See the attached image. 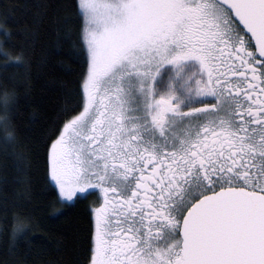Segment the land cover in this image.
<instances>
[{
	"label": "snow or ice",
	"instance_id": "1",
	"mask_svg": "<svg viewBox=\"0 0 264 264\" xmlns=\"http://www.w3.org/2000/svg\"><path fill=\"white\" fill-rule=\"evenodd\" d=\"M13 7L0 5V145L14 168L0 177V264L63 249L37 230L71 209L72 264H264V0H44L22 27ZM50 10L67 63L29 138L16 89L31 87V37Z\"/></svg>",
	"mask_w": 264,
	"mask_h": 264
},
{
	"label": "trees",
	"instance_id": "2",
	"mask_svg": "<svg viewBox=\"0 0 264 264\" xmlns=\"http://www.w3.org/2000/svg\"><path fill=\"white\" fill-rule=\"evenodd\" d=\"M44 0H0V5H12V13L20 17L23 26L24 21H31L36 9L30 10L27 6L42 3ZM52 3L54 0H47ZM54 12L49 11L44 20V26L35 31L31 37L35 41L30 48L32 69H31V87H17L16 91L20 97L22 105L21 115L18 117L20 134L24 137L38 138L45 126L47 118L51 117L59 103V86L63 78L62 66L67 63V58L59 54L57 41L52 33L51 21L54 19ZM20 43H24L21 37ZM2 59V58H0ZM18 80L22 77H16ZM25 99L28 100L25 103ZM14 173L13 159L5 154V149L0 145V177L7 175L9 180ZM35 180L39 182V172L35 174ZM41 185L37 183L39 189ZM16 187L9 183L7 191L11 199L12 193ZM2 195V193H0ZM52 198L47 195L40 196L33 203L39 208L41 214L51 212L49 201ZM59 207V205H56ZM4 221L0 217V227H3ZM82 226V219L77 209H71L65 215L63 220L55 225L44 229L37 230V241H45L47 238L59 239L63 237L65 247L57 251L51 244L47 250L40 252L35 264H52L58 257L62 258V264H72L74 250L77 246L78 229ZM11 231V225H9Z\"/></svg>",
	"mask_w": 264,
	"mask_h": 264
}]
</instances>
